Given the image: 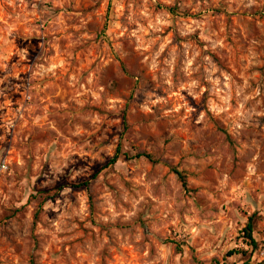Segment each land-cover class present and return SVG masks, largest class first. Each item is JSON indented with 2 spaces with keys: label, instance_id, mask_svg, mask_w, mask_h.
<instances>
[{
  "label": "rangeland",
  "instance_id": "1",
  "mask_svg": "<svg viewBox=\"0 0 264 264\" xmlns=\"http://www.w3.org/2000/svg\"><path fill=\"white\" fill-rule=\"evenodd\" d=\"M0 159V264H264V0H0Z\"/></svg>",
  "mask_w": 264,
  "mask_h": 264
},
{
  "label": "trees",
  "instance_id": "2",
  "mask_svg": "<svg viewBox=\"0 0 264 264\" xmlns=\"http://www.w3.org/2000/svg\"><path fill=\"white\" fill-rule=\"evenodd\" d=\"M118 148L117 150L115 151V153L108 159V161L106 162L105 165H109V164H113L117 161L118 159ZM137 156H144L148 159H151V155L149 153H146V152H138L136 154ZM173 169V172L177 175V177L179 178L182 186L185 188V189H188V185H187V180H186V177L185 175L180 171L178 170L177 168H172ZM88 181H84V182H78V183H73L71 184L72 187H85L86 189H88ZM252 230H253V222H252V215L249 216L245 226L243 227V238L245 239V241H247V243L252 247V248H255L257 246V241L256 239L254 238L253 234H252ZM236 251H239V252H242L244 253L245 251L243 249H240V250H236Z\"/></svg>",
  "mask_w": 264,
  "mask_h": 264
},
{
  "label": "built area",
  "instance_id": "3",
  "mask_svg": "<svg viewBox=\"0 0 264 264\" xmlns=\"http://www.w3.org/2000/svg\"><path fill=\"white\" fill-rule=\"evenodd\" d=\"M7 169V164L4 159H0V173Z\"/></svg>",
  "mask_w": 264,
  "mask_h": 264
}]
</instances>
